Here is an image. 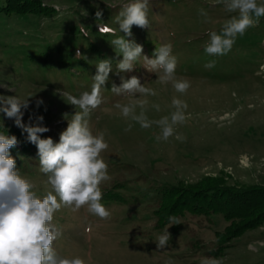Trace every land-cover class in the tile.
<instances>
[{"label":"rangeland","instance_id":"374dc122","mask_svg":"<svg viewBox=\"0 0 264 264\" xmlns=\"http://www.w3.org/2000/svg\"><path fill=\"white\" fill-rule=\"evenodd\" d=\"M127 2L42 0L49 10L44 14L0 17V96L28 99L22 122L47 127L41 139L58 143L67 119L78 111L60 93L78 97L91 91L97 62L111 61L112 71L101 90L103 103L88 118L92 133L104 132L109 145L101 156L110 179L100 188L101 203L111 215L101 220L86 207L78 212L62 208L53 219L62 230L54 241L55 250L64 257H80L85 264H165L168 260L201 264L204 258L222 264H264V17L237 36L230 52L213 57L204 51L208 33L219 34L236 13L227 12L217 0H149V29L133 26L132 37L125 38L142 47L150 40L156 41V47L171 44L178 61L176 76L190 83L186 94H180L171 83H155L157 76L143 67L142 56L153 58L144 47L133 71L118 72L116 65L123 57L110 41L124 36L115 19ZM257 2L264 4V0ZM201 8L208 14L207 22L199 15ZM97 11L102 12L101 22L117 29L115 36L99 33ZM81 25L88 36L80 32ZM86 41L112 55L86 61ZM51 47L55 52L49 51ZM41 49L46 54L40 58L50 62L30 64L27 56ZM211 60L215 66L206 68ZM132 76L157 92L147 97L149 120L170 116L175 110L173 97L187 103L190 117L176 126L167 142L157 141V125L141 129L114 107L129 98L112 93V85ZM152 104H159L160 111ZM41 116L43 122L38 124ZM129 123L133 127L126 132ZM0 133L15 136L32 151L37 149L3 113ZM19 154L12 155L16 170L42 198L51 188L40 171L39 157L32 152L30 159H24ZM194 192L197 200L192 199ZM170 216L177 217L179 225L171 224ZM165 228L170 240L165 249H158L155 241Z\"/></svg>","mask_w":264,"mask_h":264},{"label":"clouds","instance_id":"9594fccd","mask_svg":"<svg viewBox=\"0 0 264 264\" xmlns=\"http://www.w3.org/2000/svg\"><path fill=\"white\" fill-rule=\"evenodd\" d=\"M224 9L236 13L227 20L219 34L208 33L209 40L204 47L208 56H223L231 51L237 36H243L246 30L259 23L264 17V4L257 0H217ZM149 0H130L124 3L115 22L118 36L110 41L122 60L116 65L119 73L134 70L136 61L141 58L143 47L132 37V28L149 29ZM199 15L207 22L208 14L201 8ZM99 33L102 36H115L117 29L101 22L102 12L95 13ZM80 32L88 36V31L81 25ZM80 56L79 51L76 53ZM153 58L143 57V67L157 76L156 84L171 83L175 92L186 94L190 83L186 78H177V58L172 54L171 44L156 47ZM215 66V60L209 61L205 67ZM112 71L111 61L101 60L96 64V74L92 77L91 91H84L78 97L67 92L60 93L68 104L75 106V114L67 119V128L59 136V142L51 138L41 139L40 134L49 131L47 127L25 125L22 122L23 111L29 107L28 99L21 101L17 96H0V113L12 119L16 127L27 133V140L37 147L40 171L47 176V185L51 190L42 198L33 191L32 184L22 178L16 170V161L10 154V149L17 145V138L0 133V264H85L80 257L68 258L61 256L54 248V241L62 235V230L53 223L54 214L62 208L78 212L85 208L101 220H107L111 213L101 203L102 191L100 185L110 179L108 164L101 154L109 147L105 141V133L93 134L89 127L90 114L103 103L102 86L109 79ZM111 92L119 97L129 98L128 103L114 104L120 114L136 124L141 129H149L153 124L160 128L157 141L167 142L175 135L178 125H183L190 117L186 115L188 105L185 101L173 97L171 107L175 110L170 116L158 120H149L146 112L149 105L148 96H156L157 92L146 87L136 76L128 79L121 77L119 86L112 85ZM43 101H37L39 107ZM157 112L159 104H152ZM137 108L139 113L137 114ZM38 124L43 117H37ZM133 123H129L125 131H131ZM180 139L179 135H176ZM171 224L179 225L175 216H170ZM170 240L168 228L157 236L158 249H165ZM165 264H174L168 260ZM201 264H222L216 258H204Z\"/></svg>","mask_w":264,"mask_h":264},{"label":"trees","instance_id":"16d2710c","mask_svg":"<svg viewBox=\"0 0 264 264\" xmlns=\"http://www.w3.org/2000/svg\"><path fill=\"white\" fill-rule=\"evenodd\" d=\"M46 11H49V10L42 6V0H0V17H4L6 20H10L9 18L11 16H20V15L23 16L25 14H35V13L38 14L41 12H42V14H44ZM49 13H47V14H49ZM92 43H91V45L90 44L87 45L88 41L85 42L86 53L84 54V56H85L84 58H86V61L88 59L89 60L100 59L106 55L109 58V56L112 55V53L110 51L106 52L105 50H101L100 49L101 47L99 46V44L96 43V45L94 46ZM143 45H144L143 47H144L145 51L148 52L150 54V56H153L152 54H153V52L157 46L156 41H153V40L144 41ZM24 49L26 51L31 50V49H28V47H26V46L24 47ZM49 51L55 52L54 47H51ZM40 52L41 53H38L37 55H34V54L28 55L26 60H28V62L30 64H36V65H39L40 63L42 64V63L46 62L47 60H48V62H50L49 59L46 60L45 58H40L46 54L43 49H41ZM98 56H99V58H98ZM69 67H71V65H69ZM18 70H20V69H18ZM32 147L34 150H35V148H37V147H35V145L34 146L32 145ZM13 148H16L18 150H14ZM13 148L10 149L11 155L14 154V151H18V152H20L19 155L24 159H28V158L30 159L31 156L30 157H28V156L32 152H33V155L38 156L37 155V152H38L37 149H36V151H32V148H28L25 145V143H23L19 139L17 140V145ZM262 191H263V188H262ZM211 192H214V191H209V194ZM194 193H195V196L192 199L197 200L198 197H196V196H199V195L198 194L196 195V192H194ZM157 194H158V192H157ZM167 198H168V194L166 193V195H164V199H167ZM171 208H173V206H171L169 208V210ZM226 215L229 217V213H226ZM226 215H224V216H226Z\"/></svg>","mask_w":264,"mask_h":264}]
</instances>
